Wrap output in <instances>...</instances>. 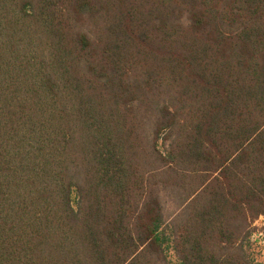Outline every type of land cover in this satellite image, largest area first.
Wrapping results in <instances>:
<instances>
[{
    "label": "trees",
    "instance_id": "1",
    "mask_svg": "<svg viewBox=\"0 0 264 264\" xmlns=\"http://www.w3.org/2000/svg\"><path fill=\"white\" fill-rule=\"evenodd\" d=\"M0 264H264V0H0Z\"/></svg>",
    "mask_w": 264,
    "mask_h": 264
},
{
    "label": "rangeland",
    "instance_id": "2",
    "mask_svg": "<svg viewBox=\"0 0 264 264\" xmlns=\"http://www.w3.org/2000/svg\"><path fill=\"white\" fill-rule=\"evenodd\" d=\"M140 115H141V110H139L133 117H132V119H138L139 117H140ZM111 116H112V118L114 119V121H116L117 119H120L121 118V116L118 114V112H117V110L116 109H114L113 110V113L111 114ZM127 117H124V119H126ZM172 199V197H170L169 198V201ZM172 203L170 202V205H171ZM261 222V220H258V221H256L255 223L256 224H259Z\"/></svg>",
    "mask_w": 264,
    "mask_h": 264
}]
</instances>
